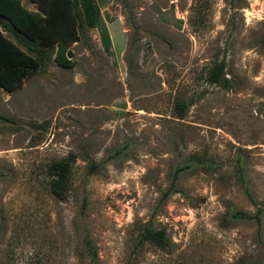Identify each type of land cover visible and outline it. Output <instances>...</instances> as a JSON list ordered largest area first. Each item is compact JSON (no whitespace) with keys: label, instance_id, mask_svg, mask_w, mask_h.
Here are the masks:
<instances>
[{"label":"rangeland","instance_id":"obj_1","mask_svg":"<svg viewBox=\"0 0 264 264\" xmlns=\"http://www.w3.org/2000/svg\"><path fill=\"white\" fill-rule=\"evenodd\" d=\"M77 2L75 67L53 52L0 88V264H264L255 221L233 217L256 211L240 166L264 205V0ZM71 154L60 201L47 170ZM149 223L166 251L138 246Z\"/></svg>","mask_w":264,"mask_h":264},{"label":"trees","instance_id":"obj_2","mask_svg":"<svg viewBox=\"0 0 264 264\" xmlns=\"http://www.w3.org/2000/svg\"><path fill=\"white\" fill-rule=\"evenodd\" d=\"M31 1L36 3V10L26 8L22 0H0V88L7 92L18 90L25 80L39 71L49 60L50 53L54 52L55 62L62 68L73 69L76 65L72 59L74 54L71 46L79 40V32L84 27L77 0ZM6 33L11 35L12 39L7 37ZM102 38L106 49L109 48L105 31H102ZM225 69L224 61L217 63L210 72L208 81L211 84L226 81ZM0 121L12 122L2 116ZM74 161L75 157L71 154L64 160L51 163L48 167L50 191L60 201L66 199ZM92 170L95 171L96 166H93ZM182 170H176L171 186L163 193L161 201L177 190L176 184ZM238 174V182L256 211L252 215L237 212L233 217L255 221L257 239L264 248L262 239L264 205L256 200L241 166ZM144 243L154 244L162 251L168 249L166 232L155 229L152 223L143 229L138 246ZM86 247L92 260H96L97 255L90 240L86 241Z\"/></svg>","mask_w":264,"mask_h":264}]
</instances>
